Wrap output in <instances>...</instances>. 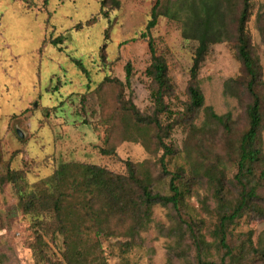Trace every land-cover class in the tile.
<instances>
[{"label": "rangeland", "instance_id": "rangeland-1", "mask_svg": "<svg viewBox=\"0 0 264 264\" xmlns=\"http://www.w3.org/2000/svg\"><path fill=\"white\" fill-rule=\"evenodd\" d=\"M170 1L161 0L159 11ZM251 1L247 29L262 67L263 87L258 89L263 94L264 44L257 17L264 0ZM155 2L120 0L112 9L108 1L106 14L101 0H0V264H198L196 237L207 243L205 260L220 262L214 230L220 210L234 205L238 196V141L248 126L251 101L246 71L235 39L212 45L198 75L204 108L231 112L233 129L208 122L204 108L182 120L177 111H187L189 105L197 42L185 39L180 24L164 15L149 37L166 62L171 85L165 101L174 114L160 118L174 122L164 141L175 150L166 156L168 168L183 180L180 216L171 205L156 204L148 225L134 236V211H110L88 220L83 203L90 200L93 208L104 196L80 193L71 198L75 188L67 189L62 203L66 223L83 229L74 233L81 236L67 241L52 207L39 200L30 207L29 193L49 195L42 190L48 189L43 181L63 163L104 167L124 178V191L136 197L132 165L139 179L170 193L169 177L159 162L165 150L155 142V129L137 124L125 108L134 103L144 114L155 109L156 84L147 73L149 37L141 36ZM240 6L230 7L232 27ZM60 35L64 42L54 46L52 38ZM262 107L264 112V102ZM260 138L264 150V120ZM10 172L17 173L14 180ZM260 193L259 208L264 210V189ZM228 238L241 255L235 264H264V211L246 213L230 227Z\"/></svg>", "mask_w": 264, "mask_h": 264}, {"label": "trees", "instance_id": "trees-1", "mask_svg": "<svg viewBox=\"0 0 264 264\" xmlns=\"http://www.w3.org/2000/svg\"><path fill=\"white\" fill-rule=\"evenodd\" d=\"M110 2L112 9H117L120 0H101V8L107 14L106 7ZM236 3L241 4L237 16L235 17L234 27H232L228 14L230 7ZM161 0H156L151 18L147 23L146 31L142 33L143 38L150 36V31L156 26L160 15H164L175 20L180 24L182 35L185 39L197 42L195 57L191 68L192 83L189 86V105L187 111L179 112L180 118L189 121L193 114L203 109L205 106V97L198 79L200 68L208 54L210 47L217 43H222L235 39L237 43V57L242 62L247 80L245 89L251 95V101L247 105L246 114L248 126L238 141V161L237 172L234 175V186L238 191L236 203L223 210H220L219 222L214 230V236L218 242V250L221 252L220 262L205 260V251L207 243L202 238L196 237L197 262L198 264H227V259L231 261L228 264L241 262V255L235 253L234 247L229 242L230 227L249 212H263L259 208V202L262 194L260 190L264 189V150L263 142L260 138V128L264 120L263 102L264 93L259 91V86L263 87L262 67L259 58L252 53L250 38L247 25L251 17V0H171L166 6L164 12L159 11ZM264 7V3H263ZM258 28L262 35L264 44V11L258 14ZM88 23V21H87ZM83 22L78 25L82 27ZM233 28V30H231ZM65 37L60 35L52 38L51 43L56 46L63 43ZM148 46L152 56V62L147 69V73L152 77L156 84L152 96L155 101V109L152 113L144 114L134 104L130 103L125 106L131 113L133 120L140 125L152 126L155 129V142L164 148V153L159 159L162 173L169 177L170 193L162 194L160 190L156 191L151 186V182L145 178L139 179L136 176L135 169L129 165L130 178L137 185L139 191L136 197L128 196L124 191V178L115 175L108 169L96 164L84 163H63L50 176L47 181H43L48 189L49 195H42L31 191L29 193L31 202L30 207H34L41 202L45 207H52L60 221L59 231L66 236L67 241L74 236L79 237L81 234H75L76 231L83 230L79 225L69 226L66 223V213L63 200L67 197V189H74L69 197H77L80 193L85 195L97 193L103 195L101 203L90 207V200L84 202L87 205L85 214H88V220H97L109 214L110 211L116 213H126L134 211V236L138 235L151 219L152 208L156 204L163 206L171 205L177 213L181 214V207L185 200V193L181 189L182 176L168 168L166 156L174 153V148L167 145L164 141L168 132L174 127V122L163 123L161 115L172 116L174 111L166 104V98L170 96L171 85L167 75V65L163 57L157 54L154 41L151 37L148 39ZM76 63L86 73L87 69L82 61L76 60ZM131 64L126 67V78L129 82L131 77ZM232 79L229 81L231 82ZM206 120L217 122L227 131L233 129L232 113L218 114L213 107H205ZM76 168L78 173L71 174V170ZM17 173L10 172L9 179L14 180ZM76 176V177H75ZM221 181H217L219 187ZM53 190V191H52ZM221 192L217 193V197ZM54 206H53V204ZM139 211V212H138ZM107 212V213H106ZM103 214V215H102ZM89 229V227L87 228ZM71 247V243L68 248ZM264 250V247H263Z\"/></svg>", "mask_w": 264, "mask_h": 264}]
</instances>
